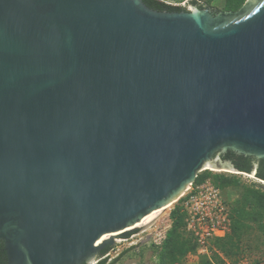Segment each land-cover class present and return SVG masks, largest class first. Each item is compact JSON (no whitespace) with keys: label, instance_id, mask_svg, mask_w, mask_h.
<instances>
[{"label":"water","instance_id":"95a60500","mask_svg":"<svg viewBox=\"0 0 264 264\" xmlns=\"http://www.w3.org/2000/svg\"><path fill=\"white\" fill-rule=\"evenodd\" d=\"M190 1L0 0L7 264H96L103 235L178 201L203 167L239 172L218 155L264 161V0Z\"/></svg>","mask_w":264,"mask_h":264},{"label":"rangeland","instance_id":"374dc122","mask_svg":"<svg viewBox=\"0 0 264 264\" xmlns=\"http://www.w3.org/2000/svg\"><path fill=\"white\" fill-rule=\"evenodd\" d=\"M170 5H183L188 0H161ZM202 4L208 6L209 8H214L216 11H225L224 5L226 0H198ZM248 1V0H246ZM245 1V2H246ZM216 176H221L225 181L216 180ZM199 178L197 182L194 181L192 188L196 191L194 194L198 195L199 190H202L208 195L210 192H214L221 206L224 208V214L227 216L229 225L227 227V232L223 237H225L230 231V214L235 206V203L239 200L240 195L245 187H249L252 184L257 186H263L261 181L251 175L244 174L241 172H233L230 170H214L208 166L203 167L202 170L197 174L196 179ZM195 179V180H196ZM223 179V180H224ZM235 179L238 184L229 183L227 180ZM200 188V189H197ZM198 190V191H197ZM196 202L192 203L190 207L195 208L196 204L199 206L201 202L206 199L204 196H198ZM180 204V205H179ZM180 206L181 211L184 212V235L193 244H195V250L186 254L180 261L179 264H198L202 258H212L214 253V248L212 241L215 237H208L204 244L201 246L197 243L196 237L191 232L187 231V221L188 216L184 207L181 205V199L175 203L169 205L163 213L149 226L145 228L137 229L138 234L128 241H124V237L118 236L114 237V243L111 251H109L108 261H111L119 257V261L115 264H156L155 257L158 252L162 249V245L166 239H163V232L165 227H167V232L171 228L170 213L175 208ZM169 218V219H168ZM124 231H121L123 233ZM135 233V231L131 232ZM221 237V238H223ZM129 238V237H128ZM160 243V244H157ZM243 252L237 257H224L222 264H264V236L257 230H250L248 233L244 234L243 243L241 244ZM126 252V253H124ZM124 253V254H123ZM221 264V263H220Z\"/></svg>","mask_w":264,"mask_h":264},{"label":"trees","instance_id":"16d2710c","mask_svg":"<svg viewBox=\"0 0 264 264\" xmlns=\"http://www.w3.org/2000/svg\"><path fill=\"white\" fill-rule=\"evenodd\" d=\"M143 3L150 9L158 12L179 13L186 12V7L180 5H170L161 0H142ZM246 0H226L224 10L232 13H237L245 4ZM191 5H197L200 8H205L204 5L198 4L197 1L189 2ZM216 13V11L214 12ZM223 159H231L236 163L235 170L251 174L253 171L250 168V157L243 155H236L233 152H228ZM257 179L264 181V161L260 160L259 168L254 171ZM216 180L225 181L221 176H216ZM224 179V180H223ZM200 180L197 178L195 181ZM229 183L238 184L235 179L227 180ZM180 205V204H179ZM171 228L167 232L166 239L162 245V249L155 257L156 264H179L181 259L188 253L195 250L193 244L184 235V212L181 211L180 206L175 207L170 213ZM250 230H257L264 236V188L252 184L245 187L240 195L239 200L235 203L234 208L230 214V231L223 238H215L212 241L214 253L212 258H202L198 264H222L224 257H237L243 252L241 244L243 243L244 234ZM130 233L126 235L128 237ZM112 247H107L101 251V259L96 264H115L119 261V257L108 261L104 258ZM126 253V252H124ZM123 253V254H124ZM0 264H7V256L4 251L3 242L0 241ZM257 264V263H255Z\"/></svg>","mask_w":264,"mask_h":264},{"label":"built area","instance_id":"2783aa9c","mask_svg":"<svg viewBox=\"0 0 264 264\" xmlns=\"http://www.w3.org/2000/svg\"><path fill=\"white\" fill-rule=\"evenodd\" d=\"M192 187L193 186L190 185L179 200L181 199V205L184 207L188 216L187 231L194 234L197 243L202 246L208 237H223L227 232L229 221L227 216L224 214L225 210L219 203L215 191L210 192V195H208V193L199 190V194L196 195L194 194L196 191H194ZM202 195L206 200L201 202L199 206L196 204L195 208L190 207L192 203L197 201L199 198L198 196ZM167 227H169V224ZM167 227L164 229L163 239H165L168 229ZM118 236H121V234ZM133 237L134 236L125 238L124 241H128ZM157 244L160 243L157 242ZM108 256L109 254H107L104 258Z\"/></svg>","mask_w":264,"mask_h":264},{"label":"bare ground","instance_id":"6f19581e","mask_svg":"<svg viewBox=\"0 0 264 264\" xmlns=\"http://www.w3.org/2000/svg\"><path fill=\"white\" fill-rule=\"evenodd\" d=\"M174 202V201H173ZM172 202V203H173ZM172 203L168 204V205H165L163 206L162 208H159V209H155L153 210L152 212H150L148 215H146L145 217L142 218V220L135 224L134 226L132 227H129L127 229L124 230L125 231H128V230H131V229H134V228H145L147 226H149L151 223H153L162 213L163 211L169 206L171 205ZM122 234L121 232H118V233H111V234H105L103 235L97 242H96V245L102 243L103 241L107 240L108 238H116L118 237V235Z\"/></svg>","mask_w":264,"mask_h":264},{"label":"flooded vegetation","instance_id":"af4514ba","mask_svg":"<svg viewBox=\"0 0 264 264\" xmlns=\"http://www.w3.org/2000/svg\"><path fill=\"white\" fill-rule=\"evenodd\" d=\"M224 155H225L224 153L218 155L219 158H220V160L222 162H224V163H228L233 169H236L238 165L236 166V163L235 162H232L231 159H223ZM250 158H252V157H250ZM251 160L252 161L250 162V168L254 172V171H256L259 168V162H260V160H257V159H254V158H252ZM138 232H139L138 230H135V233H130V235L128 237H130L132 235H135V234H138ZM127 234H121V236L124 237V238H128V237H126Z\"/></svg>","mask_w":264,"mask_h":264}]
</instances>
